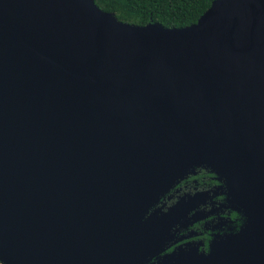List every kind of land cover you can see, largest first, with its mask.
Segmentation results:
<instances>
[{
    "label": "water",
    "instance_id": "95a60500",
    "mask_svg": "<svg viewBox=\"0 0 264 264\" xmlns=\"http://www.w3.org/2000/svg\"><path fill=\"white\" fill-rule=\"evenodd\" d=\"M196 169L246 217L210 261L264 264V0L180 29L0 0V264H122L120 232Z\"/></svg>",
    "mask_w": 264,
    "mask_h": 264
},
{
    "label": "flooded vegetation",
    "instance_id": "af4514ba",
    "mask_svg": "<svg viewBox=\"0 0 264 264\" xmlns=\"http://www.w3.org/2000/svg\"><path fill=\"white\" fill-rule=\"evenodd\" d=\"M245 223L225 183L196 169L153 203L141 225L120 232L122 264H216L211 254Z\"/></svg>",
    "mask_w": 264,
    "mask_h": 264
},
{
    "label": "trees",
    "instance_id": "16d2710c",
    "mask_svg": "<svg viewBox=\"0 0 264 264\" xmlns=\"http://www.w3.org/2000/svg\"><path fill=\"white\" fill-rule=\"evenodd\" d=\"M215 0H95L103 11L136 26L159 23L168 29L196 24Z\"/></svg>",
    "mask_w": 264,
    "mask_h": 264
}]
</instances>
